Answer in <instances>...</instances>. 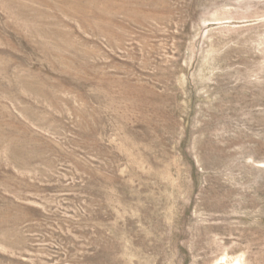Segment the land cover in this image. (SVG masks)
Segmentation results:
<instances>
[{
	"label": "rangeland",
	"instance_id": "1",
	"mask_svg": "<svg viewBox=\"0 0 264 264\" xmlns=\"http://www.w3.org/2000/svg\"><path fill=\"white\" fill-rule=\"evenodd\" d=\"M0 264H264V0H0Z\"/></svg>",
	"mask_w": 264,
	"mask_h": 264
}]
</instances>
